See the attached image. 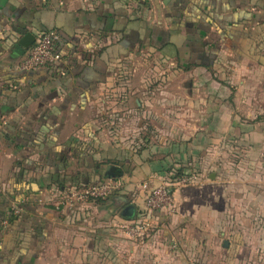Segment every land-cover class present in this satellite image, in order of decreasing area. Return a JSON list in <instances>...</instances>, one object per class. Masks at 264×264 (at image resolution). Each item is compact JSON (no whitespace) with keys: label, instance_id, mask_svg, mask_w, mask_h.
<instances>
[{"label":"crops","instance_id":"crops-1","mask_svg":"<svg viewBox=\"0 0 264 264\" xmlns=\"http://www.w3.org/2000/svg\"><path fill=\"white\" fill-rule=\"evenodd\" d=\"M129 19L132 21L128 22ZM50 30L60 35L58 50L63 63L58 68L20 70L30 48L23 52L18 40L27 32L37 37ZM144 49L170 61L171 71L162 72V76H189L187 86L144 82L136 85L127 77L118 83L122 74L119 67H129ZM128 67H123L124 73L130 70ZM215 69L217 81L211 72ZM104 107L108 113L111 110L112 116H119L115 118L120 121L112 120V124H124L125 132L135 130L126 141L130 142L132 137L136 142L149 129H153L159 141L144 151L136 152L134 147L135 152H131L132 147L114 153L111 141L115 135L112 130L105 133L99 119ZM262 108L264 0H0L1 184L14 171V160L7 162L18 153L26 159L15 173L22 177L29 170L30 174L24 175V182H18L15 188L26 190L27 195L42 194L41 188L45 186L46 193L54 190L58 186L53 181L64 180L65 186L71 187L100 180L108 165L95 164L106 161L101 160L102 155H114L117 158L112 160L121 164L132 161L133 174H149L134 184L153 174L163 175L162 171L171 168L199 170L203 185L176 190L174 214L156 213L159 233L145 243H152L149 246L155 252L165 246L166 240L176 246L185 242L184 237L190 242L191 232L215 237V220L219 219L218 231L225 237L223 260L226 245L233 240L238 246L233 264L258 263V252L264 251V242H260V232L264 230L257 226V220L264 216ZM88 111L90 115L86 116ZM107 121L109 124L111 120ZM233 134L238 139L235 153L247 157L242 159L250 163L251 192L247 197L240 191L234 200V213L228 217L226 206L215 210L216 195L206 190L211 185L205 183V173L212 164L202 151L214 149V142L218 141L219 169H225V144ZM47 141L51 146L46 151ZM34 145L44 151L33 150ZM201 152L204 157L198 161L195 156ZM47 153L53 156L47 157ZM36 154L43 155L38 163L34 160ZM129 175L124 170L122 180L131 178ZM208 177L213 179L214 174L210 172ZM237 185L242 188L244 183ZM256 186L263 190V195L254 191ZM226 188L225 183L219 192L220 201L227 200L223 197ZM129 193L123 190L120 194L131 202L119 197L102 203L89 201L82 205L79 216H94L96 228L117 226L119 231L124 223L138 218L145 207L146 192L138 190L135 199ZM19 195L21 192L13 195L17 203L23 200ZM25 200L31 208L38 203L31 196ZM44 210L41 215L30 212L26 219L31 229L35 219L42 217V226L48 228L44 236L47 242L64 230L65 223L61 211L53 205ZM161 214L166 215L163 220ZM228 218H234V228L231 224L222 229L220 225L230 223ZM192 227L196 230L192 231ZM76 238L83 240V234ZM44 245L11 248L31 254L32 264H44L51 248L56 247ZM40 249L43 250L39 254ZM36 253L39 256L34 260ZM16 264H22L21 260Z\"/></svg>","mask_w":264,"mask_h":264},{"label":"rangeland","instance_id":"rangeland-1","mask_svg":"<svg viewBox=\"0 0 264 264\" xmlns=\"http://www.w3.org/2000/svg\"><path fill=\"white\" fill-rule=\"evenodd\" d=\"M169 62L170 61H166L160 58V56L158 54L156 55L153 50L148 51L147 49H144V51L141 52V54L137 55L134 60L132 59V64H130L129 66L130 70H126V74L123 71V67H128L127 64L121 67L118 66L119 68H121L120 70L117 67V69L122 73L120 74V76L118 75V83L124 82V77H127L129 78V80L131 79V83L136 85L144 82L148 85L163 83L187 86L188 82L190 81L189 76L185 75V77H169L166 76V74L165 76H162V72L167 73L166 71H168V69L170 68ZM216 69L211 72L213 77L217 81L219 75L218 70ZM174 70L175 69H173V71ZM169 71L171 70L169 69ZM177 71L180 70L177 69ZM214 72L217 73L216 76H214ZM261 110L262 114H264V108H262ZM110 111L111 110L109 109L108 113L107 107L101 109V112L99 113V119L101 124L103 125V128L105 129V133L112 130L113 134L115 135V139L111 141V146L114 147V153H118L123 151V149H130L132 147L133 150H130L131 152H135L134 147L136 152L140 150L144 151L148 148L151 149L159 141L156 137V134H154V132L152 131L153 129H149L146 134H142V137L140 139H137L136 142L133 141L132 137L130 142L126 141L128 136L134 135L133 133L135 132V130H127L125 132L126 126L124 124H112V120L116 122H119L120 120H116V118H119V116H115V118L111 115ZM87 115H90L89 111L87 112L86 116ZM107 118L111 120L109 124ZM262 124H264V121L260 124V126H262ZM236 137V134H233L226 140L225 148L227 149V155L225 157V169H219L220 156L218 154V141L214 142V149L208 150L206 152L202 151L203 155L207 157H204L202 155V152L199 153L198 156H195L196 159H199L198 161H200V159L204 157L211 162L212 166L210 167L209 172L205 173L204 178L205 183H209L211 186L209 187V185H207L208 189L206 188V190H209L210 192L212 191L216 195L214 201V206L216 207L215 210L218 212L219 209H223V207L226 206L229 214L228 217H231L234 213V200L238 196V194L242 192L243 194H246L247 197H249L251 192L250 163L249 161H245V159H242L247 157H241L240 155L235 153V150L238 146V139ZM50 146L51 143L47 141V143L44 145V149L47 151L48 147ZM36 148V146L32 147L33 150L38 151L42 147H38L37 149ZM44 149L42 148L40 151H44ZM42 156L43 155L36 154L34 160L43 159ZM46 156L48 157L53 155L47 153ZM113 158L115 159L117 157H114V155L101 156V160H109ZM25 159L26 158L24 154L18 153L16 154V156H14V158H12V160L8 161L7 163H11L14 160V171H11V174L9 176L7 174L4 184H1L0 182V261L2 262V264H16L18 260H21L22 264L34 263V261H31V254H27L25 251H18V248H16L15 250V248L13 249L11 247H22L32 244L39 245V243L40 245L45 244L44 246H56L55 248H51L48 257L49 260L44 261V264H46L47 262H50V264H227L230 258L234 259V257H230L228 261H226V259L223 260L224 257H221V254L224 251L223 244L225 237L221 236L220 232L218 231V229H220L219 219L215 220V228H217L215 230V237L198 234L193 235L197 232H191V235L188 239V241L190 242H186V238L184 237L185 242H180L179 245L176 246L173 245V242H171L170 240H166L165 246H160L159 251L155 252L149 246L152 243H147V245H145L134 241L133 239L128 237L124 228H119V231L121 232L116 230L118 228L117 226H110V228L109 226L107 228H96V217L93 216L91 218L87 217L81 219V216L79 215L82 208H84L83 206H81V208L74 212L71 210H67L66 208H64V210H60V215H62V220L65 223L64 230L60 231L55 239L54 237H51V241L48 240L46 242V238L44 236L45 233H47L48 228L42 226V217L38 216L39 218L35 219L34 222L31 221L34 223V225L31 224L32 226L30 229L28 228L30 221H27L26 215L30 212L33 215H41L42 213H45L44 208L53 205V202L57 200L56 196L59 192V189L58 187H55L54 190H49L46 193L45 190L43 191V189L46 188L45 186L44 188H41V193L43 192L42 194L39 193L40 195L36 194L23 196V200L17 203V199H14L13 197V195L17 193L15 185L18 182H24V180L26 179L24 175L27 176L30 171L27 170L28 173L24 172V175L21 177V174L18 175V173H15V170L21 164L20 162L23 163ZM248 159L250 160L249 157ZM38 161L39 160H37L36 163H38ZM241 162L242 164L239 165ZM1 163L2 160L0 164ZM29 164L32 167L34 166V164L32 163ZM123 166V169L126 171V173L130 174L129 176L131 177L123 180L126 187L125 191H128V189L131 188L132 185L136 183V181H141L149 175L148 173H131L133 167L132 161H124ZM85 172L90 173L91 170H85ZM210 172L214 174L213 179H209L208 177V173ZM241 181H243L244 185L242 188H238V185L236 186V184H240ZM219 182H221V185H219ZM225 183L227 184V188L226 195L223 194V197H227V200H224V202L223 200L220 201L218 197L219 192ZM19 190L23 192L22 194L26 192L21 189ZM260 190L261 189H259L258 186L254 188V191L258 192V195H263L264 191L261 190L263 191V193H261ZM28 196H31V198H33V201L38 202H36L37 204H35V208L26 206L25 199H27ZM226 203H228V206L226 205ZM10 212L19 215V220L17 221V223H15V225H11L8 219L4 220L2 217L4 213L6 216H8ZM228 220H231L230 223L227 222L226 225H220L222 229L225 226L231 227V224L234 228V218H228ZM257 226L258 230H264V216H262V218L260 216V218L257 220ZM191 229L192 231L196 230L195 227H192ZM34 231H36V234H33ZM49 232H51V230H49ZM52 233L54 232L52 231ZM158 233L159 232L157 230L155 233H153L152 237L156 234L158 235ZM81 234H83V240L77 239L76 237ZM152 237H150L149 240ZM209 240L211 243H208ZM261 241L264 242V233L262 231L260 232V242ZM42 250L43 249H40L39 254ZM263 252L264 251L258 252L259 259L257 264H264ZM39 254L36 253V257L34 258V260H36ZM226 255H229L228 251L226 252ZM42 263L43 262H41L40 264Z\"/></svg>","mask_w":264,"mask_h":264},{"label":"built area","instance_id":"built-area-1","mask_svg":"<svg viewBox=\"0 0 264 264\" xmlns=\"http://www.w3.org/2000/svg\"><path fill=\"white\" fill-rule=\"evenodd\" d=\"M60 35L56 30L40 33L35 43L30 48L27 56L19 65L24 72L35 71L51 63L61 61L62 55L58 50ZM156 184H153V183ZM201 174L188 173L177 178H171L169 173L163 175L153 174L148 179L135 184V187L145 193L144 210L133 221L123 224V228L129 238L145 244L147 239L158 227L156 213L165 211L167 214H174L176 202L174 193L181 188L202 186ZM123 184L120 180L108 178L103 182L81 187H69L59 191L53 205L58 210L76 211L89 201L105 199L115 191L121 189Z\"/></svg>","mask_w":264,"mask_h":264},{"label":"trees","instance_id":"trees-1","mask_svg":"<svg viewBox=\"0 0 264 264\" xmlns=\"http://www.w3.org/2000/svg\"><path fill=\"white\" fill-rule=\"evenodd\" d=\"M133 1H142V0H133ZM136 20V19H135ZM128 22L129 21H132V20H127ZM122 31H124V30H122ZM63 63V61H57V62H54V63H51V64H49V65H47V66H45V68H47V67H52V66H54L53 68H55V67H59L61 64ZM189 67V66H188ZM44 68V67H43ZM178 68H180V69H186L187 70V68L186 67H178ZM41 69V68H40ZM35 146V145H34ZM34 146H32V147H34ZM110 163H112V164H120V165H122L121 164V162L120 161H117V160H112V159H109V160H106V161H104V162H97V163H95L96 165H101V164H110ZM122 167H123V165H122ZM198 173V174H201L200 173V171L199 170H197V169H192V168H190V169H187L186 167H180V168H171V169H168V170H165V171H162V173H160V174H165V173H169L170 174V176H171V178H177V177H179V176H182V175H186V174H188V173ZM128 174V173H127ZM106 179H105V177L103 176V175H101V179L100 180H96V179H93V180H90V181H88V182H83V183H77V184H75L74 186H71V187H81V186H87V185H91V184H96V183H100V182H103V181H105ZM117 180H120L121 182H122V184H123V187L121 188V189H119V190H117V191H115L112 195H110L109 197H107V198H105V199H97V200H94V201H98V202H100V203H102V202H106L107 200H115V198L117 197H119V198H126V200H128V202H131L129 199H128V197L125 195V194H120L121 193V191H125L126 190V187H125V182H123V180H122V178H118ZM54 183H56V185L58 186V189H59V191H62V190H65V189H67V188H69V187H66L65 186V184L67 183H65V181L64 180H61V181H53ZM26 189V188H25ZM138 190L139 189H137L136 187H135V184H133L132 185V187H131V189H128V191H126V192H129L130 191V193H129V196H132V198L133 199H135L136 197H137V195H138ZM24 191H26V190H24ZM17 192L18 193H20L21 191L20 190H17ZM23 192H21V194H22ZM25 193H27V192H25ZM22 194V196L21 195H19V197L20 198H22L23 196H27V194ZM144 210V209H143ZM143 210H140V213H142L143 212ZM139 212V211H138ZM165 216L166 215H160V220H163L164 218H165ZM2 217H3V219L4 220H7L8 219V221H9V223L11 224V225H15V223H17V221L19 220V215H17V214H14L13 212H10L9 213V215L8 216H6L5 215V213L2 215ZM159 228L160 227H157L155 230H154V233L158 230L159 231ZM153 235V234H152ZM152 235L150 236V237H152ZM149 237V238H150ZM149 238L147 239V241L149 240ZM146 241V242H147ZM227 247H226V250L229 252V255H226V261H228V259L230 258V257H235L236 256V253H237V251H238V246H236V245H234V243H233V240H232V242H230V241H228V244L226 245ZM230 251H231V255H230ZM232 258H230L229 259V261H228V263L229 264H233L232 263ZM227 263V264H228Z\"/></svg>","mask_w":264,"mask_h":264},{"label":"water","instance_id":"water-1","mask_svg":"<svg viewBox=\"0 0 264 264\" xmlns=\"http://www.w3.org/2000/svg\"><path fill=\"white\" fill-rule=\"evenodd\" d=\"M36 41V35L32 32H27L18 40V46L23 52L32 47ZM104 175L106 178L118 179L124 176V170L121 166L108 164L105 168Z\"/></svg>","mask_w":264,"mask_h":264}]
</instances>
